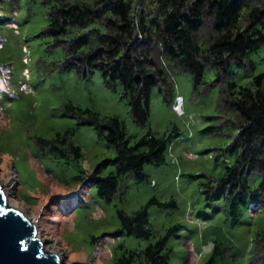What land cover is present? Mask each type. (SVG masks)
<instances>
[{
  "label": "rangeland",
  "instance_id": "374dc122",
  "mask_svg": "<svg viewBox=\"0 0 264 264\" xmlns=\"http://www.w3.org/2000/svg\"><path fill=\"white\" fill-rule=\"evenodd\" d=\"M47 22L39 2L0 0V184L8 205L36 225L43 250L57 254L61 264H114L165 238L168 264H206L216 244H232L248 260L264 211L254 214L247 206L233 224L230 200L210 190L235 161L229 147L237 135L219 110L214 72L207 70L206 84L196 90L190 73H174L170 101L155 87L148 121L140 126L119 84H106L97 70L83 79L63 68V50L41 34ZM249 60L253 68L232 67L228 79L245 86L264 72L263 47ZM67 105L117 117L130 145L148 131L166 137L165 162L145 165L146 181L121 176L112 199H102L91 175L97 167L101 177L115 174L110 162L116 150ZM69 130L81 148L79 160L35 144V138L50 140ZM259 180L253 176L251 188ZM141 209L149 238L128 235L121 225L119 213Z\"/></svg>",
  "mask_w": 264,
  "mask_h": 264
},
{
  "label": "trees",
  "instance_id": "16d2710c",
  "mask_svg": "<svg viewBox=\"0 0 264 264\" xmlns=\"http://www.w3.org/2000/svg\"><path fill=\"white\" fill-rule=\"evenodd\" d=\"M46 10L44 36L64 52L63 68L83 79L100 71L104 82L119 84L128 99L134 121L144 126L149 118V98L157 87L170 101L174 73L192 75L195 90L211 70L220 85L218 107L237 129L229 147L235 161L217 178L211 194L230 200L228 214L237 224L243 209L264 211V72L248 85L230 81L232 67L253 68L249 54L264 48V0H29ZM84 124L95 127L99 137L116 150L111 161L115 174L101 177L97 167L91 177L99 196L110 201L118 179L131 174L146 181L145 165L165 162L166 137L148 131L134 145L117 117L67 105ZM74 131L47 140L35 138L42 151L58 157H82L73 144ZM260 177L251 188L250 179ZM128 235L149 238L146 209L133 215L119 213ZM171 251L160 238L144 250L129 252L114 264H168ZM232 244H216L206 264H264V221L255 231L249 257L240 259Z\"/></svg>",
  "mask_w": 264,
  "mask_h": 264
},
{
  "label": "water",
  "instance_id": "95a60500",
  "mask_svg": "<svg viewBox=\"0 0 264 264\" xmlns=\"http://www.w3.org/2000/svg\"><path fill=\"white\" fill-rule=\"evenodd\" d=\"M61 258L43 250L36 225L8 205L0 185V264H61Z\"/></svg>",
  "mask_w": 264,
  "mask_h": 264
},
{
  "label": "bare ground",
  "instance_id": "6f19581e",
  "mask_svg": "<svg viewBox=\"0 0 264 264\" xmlns=\"http://www.w3.org/2000/svg\"><path fill=\"white\" fill-rule=\"evenodd\" d=\"M1 185V184H0ZM8 190V189H7ZM6 196V195H5ZM22 211V210H21Z\"/></svg>",
  "mask_w": 264,
  "mask_h": 264
}]
</instances>
